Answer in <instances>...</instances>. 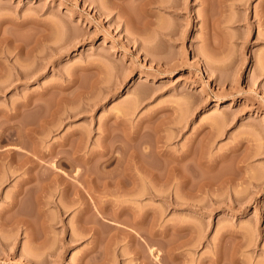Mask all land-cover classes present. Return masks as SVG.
<instances>
[{
    "label": "rangeland",
    "instance_id": "374dc122",
    "mask_svg": "<svg viewBox=\"0 0 264 264\" xmlns=\"http://www.w3.org/2000/svg\"><path fill=\"white\" fill-rule=\"evenodd\" d=\"M201 1L0 0V149L18 146V131L43 150L79 135L83 173L114 174L127 164L142 184L162 189L134 200L109 186L107 195L157 211L160 234L142 232V241L153 239L161 264H257L264 261V0ZM144 22L142 32L136 25ZM120 112L123 125L115 122ZM44 157L46 167L56 160ZM144 162L178 172L164 169L173 176L155 183ZM20 179L17 171L0 183V264H156L144 241L135 254L129 237L101 220V235L78 229L77 208L60 213L52 202L59 192L39 207L34 188L14 196Z\"/></svg>",
    "mask_w": 264,
    "mask_h": 264
},
{
    "label": "bare ground",
    "instance_id": "6f19581e",
    "mask_svg": "<svg viewBox=\"0 0 264 264\" xmlns=\"http://www.w3.org/2000/svg\"><path fill=\"white\" fill-rule=\"evenodd\" d=\"M107 1L108 0H103V2H101V6L106 7L104 2L107 3V5L109 3L112 7H122L123 6L122 5V1L123 0H119V1H113L112 0V1H108V2ZM129 1H131V3L132 2L136 3L139 7H148V5L154 0H129ZM204 1L206 2V0H202L201 2L204 3ZM263 10H264V8H263ZM261 14H262L261 16H263L262 20L264 22V11H263V13L261 12ZM146 23L144 22L143 23L144 25H136V27L138 26L139 29L141 27L144 28L146 25H148V23L147 24ZM146 27H145V29H146ZM145 29L144 30L142 29L141 31L143 32V31H145ZM20 72H22L24 74L23 71H20ZM1 86L3 87V85H1ZM1 86H0V88H1ZM28 102L30 103V101H28ZM26 103H27V101H26ZM26 103L24 102V105ZM57 103H58L57 105L61 104L60 102H57ZM56 107L54 106L53 109L57 110L59 108V107H57V108ZM61 107H62V105L60 106L59 109H61ZM59 109H58V111H59ZM58 111H57V113H58ZM122 112L125 114L124 111H122ZM15 113L11 114V117H12V115L14 116ZM123 113L120 112V114L118 113L115 116V119H116L115 122H117L118 124H122L123 125V123L125 121L124 117H125L126 114L124 115ZM53 114H54V112H50L49 117H46V118H51L52 119L53 117H55L56 116V111H55V115L52 117ZM62 114H64V111H63ZM67 114H70V112H67ZM7 116H9V115H7ZM56 117L58 118V114H57ZM46 118L45 117L43 118L44 121H46V123L44 122V126H43L42 123H41L42 125L41 124H39V125L45 127L46 124L48 125V122L51 123L50 122L51 120L50 119H46ZM177 119H178V121L180 119H181L180 121H182V119H184V118H182V116H181L180 119L179 118H177ZM177 119H176V121H173V119H172V121L174 122L173 124H178V123L180 124V121L177 123ZM59 120H57V121L60 124L61 121L59 122ZM53 121H54V118H53ZM59 124H57V122H56V125H59ZM30 129L31 128L28 127L27 131L30 130ZM20 131L24 132L25 130H20ZM18 132L16 133L17 136L15 135L16 139L14 138V140H16L15 142H18L21 145L20 144L18 146L17 145H15V146L12 145L10 148H8V150L6 148L5 149L4 148L0 149V183L2 181L10 179V177L12 175H14L17 171H19V173H21V179L18 180L19 183L17 181L18 186L17 187L14 186L16 190L12 191V193L14 192V196H16L15 194L18 195L19 193L20 194L21 193H26L27 194L30 189L34 188L36 193L34 191H32V192L35 193V196L33 195L34 198H35L34 200L36 201L35 204H36V206L38 204L37 207H39V206H41V204L42 205H46L47 203L49 204L51 202L52 198H53L52 195L53 194L55 195V192L61 193L62 194L61 196H64L63 197L64 199L67 198L68 195H70L69 196L70 198L69 197H68L69 199L67 198L68 199V203L67 204L63 203L62 200H64V199L60 198L61 196L58 197L60 200L62 199L61 201L60 200L57 201V199L55 198L56 201L53 199L52 202L56 205V207H57V209H58V211L60 213H66V211L69 210L72 207L73 208H77V210H78V211L76 210L78 212V214H77L78 217L77 218L81 222V225L80 226L78 225V229L80 227V230L82 229L83 231L85 230V231H89V232L92 231V234L93 233H95V234H100V233L103 234V232H100V230L98 229L99 226L96 228V225H95L96 221L99 220V222H100V220H101L102 223L105 222L110 227L115 228V232L116 231H120L122 233H125L129 237V240L134 244L135 254L138 252V248H140L141 244L143 245V241H144L145 245L149 249L150 255L153 257L152 260L154 259L156 264H161L159 262V259L161 258V257H159V254H161L159 252H161V250L159 249V251H158V249H157L158 247L154 246L155 244H152L154 242V241L152 242L153 239L149 238V239H144L142 241V239H143L142 238V232H146L147 234L154 235V236L157 235L160 232L159 228H155V226L157 224V219H158L157 211L155 209H153V208H150V207L146 208V209H142L139 206V204H137V202H134V201L128 202V201H126V199H110V198H107L108 197L107 195H109V190H110L109 186H112L113 190L121 192L124 195L132 196L131 198H133L134 200H141L140 198L143 195H145V194H149L151 196H156V195H158L160 188H155L154 185L149 186L146 183L142 184L141 183V179H139V177L137 175H135L133 172H127L126 168L124 167V166L127 167V164L122 166L123 169L125 168L124 170L123 169L121 170V168H122L121 167L120 168L121 171L120 172L119 171H117V172L115 171L116 173H114V174H110V172L108 173L106 171L104 172L103 170L102 171L100 170L101 173H99V172L98 173H93L94 175H92L91 172H93V171L89 172L87 170L89 168L85 169L84 171H86V172L83 173L82 172L83 170L80 167H79L80 168L79 169L78 166H77V163H76V160L80 159V154H79V151H80L79 148L80 147H79V145L80 146L82 145V144H80V143H82V140H81L82 137L79 136V135H78L79 136L78 137V136H75L73 134V136L75 137V138H73V136L71 134L73 139L72 138L70 139L69 136L67 137L68 139H66V140L63 139L64 140L63 142H61V143L59 142L60 144H58V145H60L59 146L60 148L59 149L56 148L57 150H54V148H53L54 146L52 148L50 147L49 149L48 148L47 149L44 148V150H43L42 147H40V145H39V141L38 140H34L35 138H33V139L31 138L32 134L30 135L28 132H27L28 134L26 132H24L28 137L31 136L30 138H31L32 141L30 143V141H28V142L25 141V140H27V137H26V139L23 137V136H25V134L23 135V134H20ZM72 133H74V132H72ZM75 133H77V132H75ZM80 134L83 136L85 134V132H84V134H83V132L82 133L80 132ZM109 134L111 135L110 131L107 132L106 136H108ZM110 137L111 138L112 137L115 138L116 135H115V137L114 136H110ZM156 137H158L157 139L160 138L157 135L155 136V138ZM21 138H23V139H21ZM107 138L112 143H113V141H116V139H114L112 141L113 138L112 139H110L109 137H107ZM5 139H6V137H5ZM7 139H8V137H7ZM28 140H30V139L28 138ZM80 140H81V142H80ZM105 140H107V139L105 138ZM105 142H106V145H107V141H105ZM158 143H155V146H153L157 150L154 149V148H153V150H154V152L155 151L159 152V154L162 155L165 152V150L163 149V146H161V144L158 145ZM22 145H24V147ZM110 145L111 144H109V146ZM116 145L118 147V144H115V146ZM104 146H105V144H104ZM107 146L103 148V149H105L104 151H106V149L109 148ZM115 146L113 148V146L111 145L110 147L112 149L111 148L110 149L111 150L116 149L117 147H115ZM119 146H121V144ZM120 148L121 147H119V149ZM15 149H18V151L15 150ZM117 150H118V148H117ZM66 151H67V154H66ZM104 151H102V154H103ZM130 153H132V152H130ZM51 154L55 155V159L56 160H55V162H51L50 161V163H51L50 166L51 167H48V166L46 167V165L41 163L40 160L41 159L42 160H46V158L44 156H46V155L50 156ZM17 155H19L20 157L17 156ZM132 156H133V154H132ZM134 156L132 157L133 159H134ZM113 157H114V155L110 154V156H108V157L106 156V158L102 159V161H101L102 169H103V167H105L107 164H109L113 160ZM116 158L117 157H115V159ZM170 158L167 159V160H170ZM47 159H49V158H47ZM119 159H120V157H119ZM119 159H117V160H119ZM138 159L139 158H137V160ZM86 161H87V159H86ZM134 161H136V159H134ZM138 161H136V163ZM140 161H141V159H140ZM142 161H141V163L143 164ZM42 162H45V161H42ZM172 162H173L172 165L174 166L176 161L172 160L170 163H172ZM167 163H169V162L167 161ZM2 164H4L5 166H2ZM62 164L66 165L69 169L65 171V170H62V169L58 168V165H62ZM138 164L139 163H137V166H138ZM142 164H141V166H142ZM10 165H12V166L10 167ZM144 165H146V163ZM41 166H44V168L42 169ZM76 166H77V168H76ZM148 166H150V165L148 164ZM148 166L146 165V167L149 169V170H147V172L145 170V167L142 166L144 168L143 172H145V174L147 173L146 175L148 176V178L153 180L155 183H158V182L161 181L163 184H165L166 181H168V179H170V177H171L170 175H172V174L169 175V172H168V174L166 173L167 171H170L171 168H172V170L174 168V170H173V171H175L174 173L178 172V170H176V168H177L176 166L175 167L172 166L171 168H169L170 170L167 169L168 167L165 168V166L161 167L163 170H160L161 168L159 167L156 170L159 169L160 172H156L154 170L155 169L154 167H151V169H152L151 170ZM37 167H39V168H37ZM142 167L141 168L138 167V168L141 170ZM35 168H36V170H35ZM164 169H166V172H161V171H165ZM74 170H75V173H74V175L72 177V178H74V180L72 181L71 179L67 178V176H70L72 171H74ZM163 173H166V175H169L168 176L169 178L168 179H164L167 176L165 175V177H164ZM68 179H69V183H68ZM161 179H164V180H161ZM66 180H67L66 183H68L67 185H66L65 182H63V181H66ZM79 180H80V183H79ZM33 181H35V182H33ZM61 181L64 184L61 183ZM164 181H165V183H164ZM181 181L182 182H186V180L184 178ZM60 184L61 185L63 184L65 186H61ZM15 185H17V184H15ZM101 191H102V193H101ZM160 191H162V189ZM96 192H98V195H94V193H96ZM99 193H101V194H99ZM86 194H89V197H87ZM48 195H49V197L52 196L51 200H50V198H48ZM66 195H67V197H65ZM33 196H32V200H33ZM11 200H13V199H11ZM14 200H13L12 204L15 205V201H17V199L15 201ZM59 201H60V203H59ZM65 201L67 202V200H65ZM166 202H168L166 204L170 205L172 203L177 202V200H175V199H173V200L172 199H167ZM16 211H18V210H16ZM39 211H41V212H37V213H43L42 211H45V210H41L40 209ZM22 212H20V213L18 212L20 214V216H21V214H24ZM77 212H75V215H76ZM27 214H29V213L26 212L25 215H27ZM27 217L23 216V218L21 217L20 219L21 220L22 219L26 220ZM93 219H94V221H92ZM25 220H24V222H25ZM22 221H20V222H22ZM91 221H92V223L89 224ZM22 223H20V224H22ZM28 223L29 222L27 221V224ZM23 224H26V222L23 223ZM25 226L28 229V226L27 225H25ZM181 226H180V228L176 227V229L178 228V230H182V231L184 229L186 230V228H184L185 226L184 227H181ZM105 230H107V229H105ZM107 231H105L104 233H106ZM78 235L79 234L77 233V236ZM71 236H72L71 238H73V239L77 238V236L75 237L74 233ZM172 248L169 249V252L167 251V255H168V257L172 258V260H173V258L176 257L177 253H175L172 250ZM106 249H107V247H106ZM103 250H105V249H103ZM140 251H141V248H140ZM101 252H104V251L101 250ZM106 252H107V250H106ZM163 252H165V250ZM164 255H165V253L163 254V256ZM103 256H105V255H103ZM164 257H162V258H164ZM149 258H150V256H149ZM160 261H161V259H160ZM211 261H212V263H211ZM211 261H210V264H217V263L220 262L219 260H217V258L213 259ZM235 261H237L236 263H239L238 259L235 260ZM229 262L231 264V262H233V261L230 260ZM263 262L264 261L259 263V261H258L257 264H264ZM152 264H154V263H152ZM171 264H174V263H171ZM243 264H244V262H243Z\"/></svg>",
    "mask_w": 264,
    "mask_h": 264
}]
</instances>
